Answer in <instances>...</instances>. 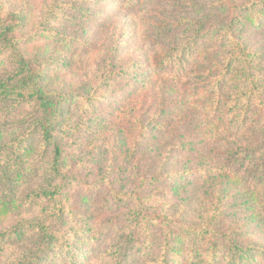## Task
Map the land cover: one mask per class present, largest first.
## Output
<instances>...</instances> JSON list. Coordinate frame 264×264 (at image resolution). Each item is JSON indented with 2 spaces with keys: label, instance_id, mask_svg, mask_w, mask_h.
Returning a JSON list of instances; mask_svg holds the SVG:
<instances>
[{
  "label": "rangeland",
  "instance_id": "obj_1",
  "mask_svg": "<svg viewBox=\"0 0 264 264\" xmlns=\"http://www.w3.org/2000/svg\"><path fill=\"white\" fill-rule=\"evenodd\" d=\"M16 1L31 14L30 23L46 16L53 2ZM67 2L73 12L49 26L58 27L62 38L42 32L36 44L52 52L49 86L75 94L66 106L62 143L74 179L64 195L72 225L89 223L77 264H119L125 250L121 264L165 262L163 223L145 229L140 222L130 233L138 197L152 216L167 217L174 231L202 226L216 211L220 226L233 228L253 252L264 247V175L226 164L223 154L240 145L256 147L264 137L263 0L57 4L71 9ZM234 16V32L257 65L255 90L262 101L251 109L249 82L226 60L227 39L218 40L233 33L228 26ZM44 212L43 204L18 209L1 218L0 229L41 219ZM210 233L193 241L180 232L168 263L205 264L203 242ZM29 241L9 245L0 264L21 259ZM67 255L53 254L45 264H70ZM222 256L218 264H225Z\"/></svg>",
  "mask_w": 264,
  "mask_h": 264
},
{
  "label": "trees",
  "instance_id": "obj_2",
  "mask_svg": "<svg viewBox=\"0 0 264 264\" xmlns=\"http://www.w3.org/2000/svg\"><path fill=\"white\" fill-rule=\"evenodd\" d=\"M17 2L0 0V221L18 209L36 204H43L45 212L41 219H25L12 227L0 229V256L12 243L30 239L29 244H25L28 249L22 258L7 264H45L53 254L63 252L68 253V263L77 264L85 250L84 234L89 223L84 220V225L80 222L77 226L72 225L73 210L64 195L74 179L65 168L67 155L62 143L66 106L75 94L49 86L47 71L52 52L36 44L42 32L54 31L55 39L62 38L58 27L49 26L58 16L71 14L73 2H67L72 6L69 9L57 4L59 0H53L46 16L35 23H30L31 14L27 13L23 3L19 5ZM261 5L264 10V0ZM235 19L236 16L228 26L233 33L229 35L228 30L223 35L226 37L220 34L218 40L227 39L226 60L240 68L249 82L246 86L250 91L247 104L251 109L253 103L258 101L257 105L261 104L262 93L255 90L258 86L257 65L245 41L234 32ZM6 64L9 66H2ZM5 137L7 140L2 141ZM256 153L259 156L253 162ZM223 154L226 164L237 169L242 166L245 173H253L252 176L258 171L260 177L264 175V137L258 138L256 147L240 145L236 150H225ZM144 208V200L138 197L133 208L135 216L129 220L133 222L130 233H136L140 222L144 223L145 229L150 223H163L167 230L163 264H169L167 257L176 249L174 240L179 241L180 232L190 235L193 241L211 232L203 242L205 264H218L221 255L225 264H254L255 253L261 258L258 264H264V247L253 252L252 246L234 236L233 228L220 226L221 214L216 211L202 226L185 224L177 228L178 232L170 226L167 217L152 216ZM126 247L129 249V244ZM126 255L127 250L119 257V264L127 262Z\"/></svg>",
  "mask_w": 264,
  "mask_h": 264
}]
</instances>
